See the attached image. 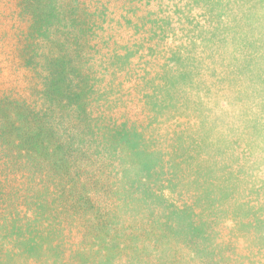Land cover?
<instances>
[{
  "label": "rangeland",
  "instance_id": "1",
  "mask_svg": "<svg viewBox=\"0 0 264 264\" xmlns=\"http://www.w3.org/2000/svg\"><path fill=\"white\" fill-rule=\"evenodd\" d=\"M0 264H264V0H0Z\"/></svg>",
  "mask_w": 264,
  "mask_h": 264
}]
</instances>
